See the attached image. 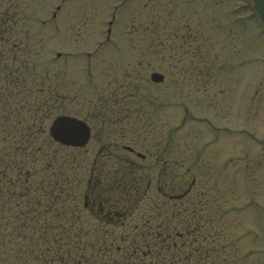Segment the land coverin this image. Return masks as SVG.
Returning a JSON list of instances; mask_svg holds the SVG:
<instances>
[{
    "label": "rangeland",
    "instance_id": "rangeland-1",
    "mask_svg": "<svg viewBox=\"0 0 264 264\" xmlns=\"http://www.w3.org/2000/svg\"><path fill=\"white\" fill-rule=\"evenodd\" d=\"M14 2L13 43L20 51L13 60L6 45L0 44L5 54L0 60V85L12 89L13 72L27 66L38 76L57 81L68 99L53 118L66 115L93 122L98 105L108 100L106 110L119 112L120 120L109 115L106 125L99 120L96 125L101 123L98 129L103 133L99 138L92 129L84 150L87 174L104 146L116 145L112 157L150 169L151 196L163 202L157 191L165 168L162 161L155 163V154L157 149H168L176 166L182 167L176 169L181 177L191 169L186 184L182 180L186 190L195 182L190 199L205 192L196 201L200 209L206 204L201 216L211 220L212 234L224 237L219 246L228 247L232 262L264 264V96L261 93L253 102L250 93L263 86L264 27L251 4L246 0ZM9 5L0 0V27ZM152 16L165 20L150 34ZM199 16L205 22L201 38ZM168 18L178 19L177 23L164 24ZM179 18L190 24H179ZM153 40L159 48L152 46ZM15 58L20 60L17 65ZM154 72L164 75L163 84L150 81ZM167 155L163 162L171 158Z\"/></svg>",
    "mask_w": 264,
    "mask_h": 264
},
{
    "label": "trees",
    "instance_id": "trees-1",
    "mask_svg": "<svg viewBox=\"0 0 264 264\" xmlns=\"http://www.w3.org/2000/svg\"><path fill=\"white\" fill-rule=\"evenodd\" d=\"M154 18L150 34L161 23ZM12 84L0 85V264H235L201 216L206 204L196 201L204 193L190 199L196 185L184 188L191 169L181 177L173 155L164 161L163 202L151 196L150 169L112 157L116 145L104 146L87 174L85 149L55 144L47 132L68 99L62 86L28 66L16 68ZM104 104L93 122L84 120L97 138L99 120L121 116ZM157 150L156 160L170 155Z\"/></svg>",
    "mask_w": 264,
    "mask_h": 264
},
{
    "label": "water",
    "instance_id": "water-1",
    "mask_svg": "<svg viewBox=\"0 0 264 264\" xmlns=\"http://www.w3.org/2000/svg\"><path fill=\"white\" fill-rule=\"evenodd\" d=\"M255 10L260 15L264 23V0H253ZM151 81L155 84L164 82V76L154 73ZM49 134L52 140L65 147L85 148L91 139V130L89 126L74 117L59 116L55 118L49 128ZM129 151H132L129 149Z\"/></svg>",
    "mask_w": 264,
    "mask_h": 264
},
{
    "label": "flooded vegetation",
    "instance_id": "flooded-vegetation-1",
    "mask_svg": "<svg viewBox=\"0 0 264 264\" xmlns=\"http://www.w3.org/2000/svg\"><path fill=\"white\" fill-rule=\"evenodd\" d=\"M249 1V3L251 4L252 8H253V2L252 0H247ZM6 3L7 4H10L9 5V9L7 10V19L3 22H2V27H0V44L7 47L6 49V53L7 55H11V58L14 60V57H15V50H19V48L17 47V44H15V42L13 43L14 41V35H13V23L15 21V19H13L14 17L13 16H10V8H13L15 7V2L14 0H6ZM169 20L166 21L167 24H170V23H177V20H175V18H168ZM163 20V19H161ZM197 20V19H196ZM194 20L193 23L196 21ZM160 19L159 18H154V19H151V23H156V22H159ZM1 23V21H0ZM12 24V28L9 27V24ZM184 23L185 25H189L190 22L189 20L186 18H179V24H182ZM15 24V23H14ZM198 24L200 25V30H199V34H200V38L203 37L205 35V29H204V25H205V22L202 20L201 16H199L198 18ZM17 25V24H16ZM187 30L189 31L188 32V35L190 36V39L193 37V34L191 32V26L187 27ZM19 45V44H18ZM157 48H159V45L156 46ZM157 48L154 49L155 53L156 54H159L158 53V50ZM19 53V52H18ZM5 54L4 52H0V60L3 61L5 59ZM263 88H262V93H263V96H264V81H263ZM261 92V90H256L255 91V94L256 95H259ZM263 98V97H262ZM263 147H264V135H263ZM263 164H264V151H263ZM167 165V164H166ZM264 167V165H263ZM255 178V177H254Z\"/></svg>",
    "mask_w": 264,
    "mask_h": 264
}]
</instances>
